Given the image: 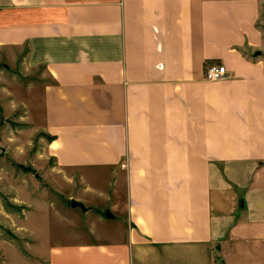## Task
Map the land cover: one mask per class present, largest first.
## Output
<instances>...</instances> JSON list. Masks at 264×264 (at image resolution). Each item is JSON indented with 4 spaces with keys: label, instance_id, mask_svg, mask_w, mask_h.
<instances>
[{
    "label": "crops",
    "instance_id": "crops-1",
    "mask_svg": "<svg viewBox=\"0 0 264 264\" xmlns=\"http://www.w3.org/2000/svg\"><path fill=\"white\" fill-rule=\"evenodd\" d=\"M261 5L0 0V48L26 47L47 77L58 168L124 195L123 234L54 246L48 264H264ZM212 64L229 76L206 79Z\"/></svg>",
    "mask_w": 264,
    "mask_h": 264
},
{
    "label": "rangeland",
    "instance_id": "rangeland-1",
    "mask_svg": "<svg viewBox=\"0 0 264 264\" xmlns=\"http://www.w3.org/2000/svg\"><path fill=\"white\" fill-rule=\"evenodd\" d=\"M258 26L264 37V0ZM260 50L264 58V44ZM26 53V47L0 48V152L6 149L0 157V264H48L54 246L124 232L125 219L105 214L124 206L109 178L90 174L82 181L81 172L58 168L50 155L42 102L47 77L42 66L27 65ZM71 198L91 209L72 207Z\"/></svg>",
    "mask_w": 264,
    "mask_h": 264
},
{
    "label": "built area",
    "instance_id": "built-area-1",
    "mask_svg": "<svg viewBox=\"0 0 264 264\" xmlns=\"http://www.w3.org/2000/svg\"><path fill=\"white\" fill-rule=\"evenodd\" d=\"M208 80H222L229 76L228 68L225 64H212L207 67L205 72Z\"/></svg>",
    "mask_w": 264,
    "mask_h": 264
},
{
    "label": "water",
    "instance_id": "water-1",
    "mask_svg": "<svg viewBox=\"0 0 264 264\" xmlns=\"http://www.w3.org/2000/svg\"><path fill=\"white\" fill-rule=\"evenodd\" d=\"M6 152V149L1 147V152H0V157L3 156ZM38 175V174H37ZM71 206L76 208V207H80L82 208L84 211H87L88 210V207L86 206V204L81 201V200H78L76 198H72L71 199ZM107 216L108 217H113L114 215L111 213L110 209H107V212H106Z\"/></svg>",
    "mask_w": 264,
    "mask_h": 264
},
{
    "label": "trees",
    "instance_id": "trees-1",
    "mask_svg": "<svg viewBox=\"0 0 264 264\" xmlns=\"http://www.w3.org/2000/svg\"><path fill=\"white\" fill-rule=\"evenodd\" d=\"M50 139H51V137H50Z\"/></svg>",
    "mask_w": 264,
    "mask_h": 264
}]
</instances>
